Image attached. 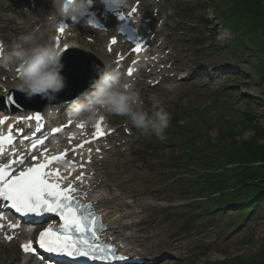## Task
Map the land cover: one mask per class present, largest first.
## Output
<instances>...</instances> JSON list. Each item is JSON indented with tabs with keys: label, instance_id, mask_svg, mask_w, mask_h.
I'll use <instances>...</instances> for the list:
<instances>
[{
	"label": "rangeland",
	"instance_id": "obj_1",
	"mask_svg": "<svg viewBox=\"0 0 264 264\" xmlns=\"http://www.w3.org/2000/svg\"><path fill=\"white\" fill-rule=\"evenodd\" d=\"M16 1L0 0V39L7 41L8 47L36 26L33 22L27 27L28 19L32 17L23 13L25 0ZM234 1L147 0L141 4L143 11L158 21L154 28L160 31L166 45L161 55L176 57V54H183L189 68L180 70L178 76L155 89L140 85L143 108L151 112L157 105L163 106L170 113V121H177L181 127L187 122H195L189 126L194 134L205 135L224 150L226 143L243 149L251 139H256V144L261 146V134L256 128L264 127V58L252 47L255 42L264 44V0H243L241 15L243 21H249H242L246 29L244 35L241 25L227 22L229 16H223ZM41 3H52V0ZM156 10H159L157 17ZM221 15L222 19H219ZM251 19L256 20V25L251 24ZM219 20L226 22L225 26H221ZM227 23L231 27L227 28ZM161 24L164 27H160ZM43 31L41 29L37 36H42ZM237 35H241V39ZM84 41L79 42L96 56L99 54L96 47L103 49L105 43V39H99L94 45ZM236 41L241 47L234 45ZM256 59L263 61L259 65ZM234 69L233 73L231 70ZM183 76L185 80H176ZM119 124L123 126L126 121L112 122L113 126ZM131 128L133 132L129 137L120 131L123 141L120 140L119 150L106 154L109 162L102 169L107 185L117 186L126 198H132L137 203V211L158 206L152 215L153 221L163 218V228L168 235L191 240L187 251L180 252L185 264H264V205L245 216L234 210L237 208L234 204L223 205L214 211L209 200L200 198L201 193L195 188L188 191L180 188L178 179L193 181L184 158L178 164L167 163L172 156L178 157L179 152H173V148L167 150L155 135H145ZM226 135L230 137L221 139ZM149 150L152 153L148 154ZM118 159L125 164L118 165L115 170L112 165ZM173 165L174 169H171ZM213 178L205 180L210 182L209 194L216 189L235 188L238 182L223 177V183L217 186L212 184ZM174 180H177L176 184L172 185ZM183 198L186 199L180 200ZM0 264H20L14 245H0Z\"/></svg>",
	"mask_w": 264,
	"mask_h": 264
},
{
	"label": "clouds",
	"instance_id": "obj_2",
	"mask_svg": "<svg viewBox=\"0 0 264 264\" xmlns=\"http://www.w3.org/2000/svg\"><path fill=\"white\" fill-rule=\"evenodd\" d=\"M107 9H125L130 0H100ZM54 11L47 17L48 39L42 41L32 33L22 34L10 47L0 48V67L18 70L15 87L28 97L40 95L49 100L66 87L62 75L61 57L64 49L57 47L55 32L64 20L80 22L89 11L91 0H52ZM98 77L93 80L91 90L73 99L66 112L73 119L85 124H94L109 116H124L132 127L145 135H155L160 141L167 139L166 129L170 113L157 105L149 112L143 108L141 93L135 84L125 79L122 73L109 65L98 68ZM54 117L58 108H45Z\"/></svg>",
	"mask_w": 264,
	"mask_h": 264
},
{
	"label": "snow or ice",
	"instance_id": "obj_3",
	"mask_svg": "<svg viewBox=\"0 0 264 264\" xmlns=\"http://www.w3.org/2000/svg\"><path fill=\"white\" fill-rule=\"evenodd\" d=\"M136 11L137 10L133 8L129 16ZM66 26V24L61 23L58 31L63 33ZM55 43L57 47H61L59 37L56 38ZM116 43L117 41L115 39L111 41L112 45ZM141 50L142 45L137 43L133 51L139 52ZM109 51H111V47ZM127 74L131 76L133 74V69L129 68ZM8 101L15 103L11 95L8 96ZM27 119L35 120L39 127V122L42 120V117L37 113L35 116L27 117ZM103 120L104 118L101 117L95 125L96 131L93 133L94 139L102 138L108 134L101 126ZM3 123L4 120H0V124ZM78 126L81 128L84 127L83 124ZM5 139L10 142L12 137L11 135L6 138L0 137V145L3 144ZM43 143V140L33 143L32 149L35 150L38 145H42ZM86 143H91V141H86ZM83 146L84 145H79V147ZM73 151H75V149H73ZM0 152H2V148H0ZM66 154L67 150L65 153L51 157L42 153L44 156L43 160L33 163L32 166L19 172L18 175L14 173L10 174L8 166L0 167V199L8 202L12 209H15L17 213L23 216H43L46 213H54L59 217L62 221L59 229H54L49 225L39 234L37 243L39 247L46 252L70 258L89 257L91 259H108V256H97L95 254L97 250L104 252L105 246L98 243L94 244L87 238L89 235L93 239L97 238L96 226L99 218L89 211L92 205L89 204L84 206L79 204L73 195L76 191L73 184L69 183L67 186H63L62 181L64 178L61 176L60 170L58 168H51L53 163L63 161ZM32 159L37 161L39 158L33 156ZM71 164L72 161H68V165ZM80 166L83 167V165ZM51 176H55L57 182H50L49 177ZM76 179L79 180L81 177L77 176ZM12 227H17V225H12ZM73 233L79 234V238L73 235ZM6 239L11 240L12 237L7 236ZM107 248L109 251L111 250V246H107ZM22 249L26 253H35L36 251L35 248L32 247L31 242L22 245ZM111 258L120 260L129 259V257L125 256H120L118 258L112 256Z\"/></svg>",
	"mask_w": 264,
	"mask_h": 264
},
{
	"label": "trees",
	"instance_id": "obj_4",
	"mask_svg": "<svg viewBox=\"0 0 264 264\" xmlns=\"http://www.w3.org/2000/svg\"><path fill=\"white\" fill-rule=\"evenodd\" d=\"M242 3L243 0H235L231 9L224 12L223 16H229L227 22L234 21L236 26L241 25L240 30L244 35L246 29L242 26L241 10L244 7ZM220 18L222 19V15ZM250 21L253 26L256 25L255 19ZM243 22L248 23L249 21L246 19ZM226 26L231 27V24L227 23ZM237 38L241 39V35H237ZM235 44L241 47L240 42L236 41ZM252 47L258 49V52L264 58V44L255 42L252 43ZM256 60L259 65L263 61ZM194 124L195 122L186 123L185 126L181 127L178 126L177 121H170L167 128V139L165 142L163 141L167 147L173 148V152H179L178 157L172 156L167 163L178 164L181 158L188 162L186 169L190 168L192 173L190 178L193 182L180 179L181 187L187 191L195 188L198 193H201L200 198L209 200L211 206L214 207L213 210L220 209L223 205L234 204L237 205L234 210L245 216L250 214L256 207L264 205V127L256 128L257 132L261 134V146L256 144V139H251L243 149L226 143L224 150V148L219 149L218 145L211 143L205 135L200 137L197 133L194 134L189 127ZM229 137V135H226L221 139L225 140ZM249 164H256V166H248ZM171 169H174V165L171 166ZM211 177H214L212 184L217 186L223 183L221 180L223 177L238 182L234 186L235 188L231 189L229 186L226 189L213 190L209 194L210 182L205 180H209ZM206 194H208L207 197Z\"/></svg>",
	"mask_w": 264,
	"mask_h": 264
},
{
	"label": "bare ground",
	"instance_id": "obj_5",
	"mask_svg": "<svg viewBox=\"0 0 264 264\" xmlns=\"http://www.w3.org/2000/svg\"><path fill=\"white\" fill-rule=\"evenodd\" d=\"M131 4H133V2H131ZM43 29L45 30L44 34L49 32L45 26ZM147 30L151 31L149 32L151 37L156 34L155 30L152 31L149 28H144L143 33H147ZM150 36H148V38H150ZM40 39L42 41L47 40L45 36H41ZM68 45L70 48H81L86 50L85 45H79V43L75 41L68 42ZM62 46H66L65 42L61 47ZM164 49L165 47L162 45L151 44L149 46V51L151 53L150 58L152 57L153 59L149 60V56L140 57L143 62L145 60L148 61V63H146L147 70L145 73L150 72L151 75H155L163 72V70L159 68L160 65L167 64L174 58L169 55L164 58L158 57L157 54ZM177 57L179 58V64L175 67L176 70H189L188 65H186L187 61L185 60L187 57L183 54H177ZM137 59H135V63ZM101 61L103 66L109 65L112 67L110 57L106 54L101 56ZM173 63L177 64L178 60H173ZM170 71H172L171 68H166V72ZM12 88L14 89L15 86ZM67 106L68 105L65 107ZM42 116L48 121H55L57 119V115L50 117L47 111H45ZM55 127L60 128L58 125ZM93 153H95V151H93ZM80 165H83V167ZM89 174L90 169L88 164H85L83 160H81L78 163L76 174L71 177L67 184L72 183L76 189L75 196L84 199L101 214L104 219L105 227L102 233L104 239L115 243L120 252L129 258L151 260L154 264H185L180 252L187 251L191 244V240L188 237L168 235L163 228V218L153 221L152 215L159 209L158 206L152 209L144 208L140 211H136L137 203L132 201V198H126L125 194L120 190H115L114 187L109 190L105 189L106 185L103 184L104 181L102 176H97V183L102 182V184L98 188H95V190H90L88 187ZM77 176H80L81 179L77 180ZM150 211L151 214L147 215ZM165 249H167L168 252L163 253L162 251ZM200 254L201 253L198 255ZM164 256L167 259L162 260ZM175 257L177 258L175 259ZM34 264L40 263L35 262Z\"/></svg>",
	"mask_w": 264,
	"mask_h": 264
},
{
	"label": "water",
	"instance_id": "obj_6",
	"mask_svg": "<svg viewBox=\"0 0 264 264\" xmlns=\"http://www.w3.org/2000/svg\"><path fill=\"white\" fill-rule=\"evenodd\" d=\"M87 62H89V60H87ZM87 62L77 53H70L62 58L61 63L64 66L62 69V75L66 80V87L63 90H68L69 92L75 87V91L73 94H78L98 77V67L94 66L93 68H91L90 62ZM58 100L59 99L57 98H55L54 100L45 98L41 101L39 107ZM39 107H36V109Z\"/></svg>",
	"mask_w": 264,
	"mask_h": 264
}]
</instances>
